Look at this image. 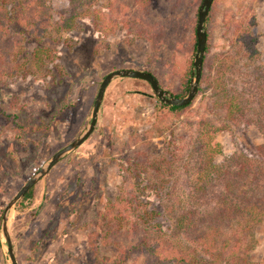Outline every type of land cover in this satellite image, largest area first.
<instances>
[{"label":"rangeland","instance_id":"374dc122","mask_svg":"<svg viewBox=\"0 0 264 264\" xmlns=\"http://www.w3.org/2000/svg\"><path fill=\"white\" fill-rule=\"evenodd\" d=\"M51 1L55 11L67 7V0ZM96 1L104 7L109 0ZM201 1L183 0L178 10L165 15L152 11L159 19L175 22L173 29L167 28L169 37L159 45L126 29L103 36L88 19L80 21L74 31L50 35L41 42L57 55L56 62L49 66V77H19L1 89L2 107L17 115L21 122L17 125L0 119V218L4 206L25 181L85 128L100 82L109 71L151 70L160 85L172 94L179 86L178 71L190 50L189 35L195 29ZM10 28L15 29V25ZM205 30L211 43L205 55L214 57L213 68L223 56L229 58L230 69L223 75L226 87L243 91L242 98L250 102L253 110L250 115L230 121L229 127L215 134L221 153L214 160L219 163L240 152L253 156L257 146L264 144V133L246 118L264 124V102L257 103L258 95L249 93L247 83L254 66L264 65V0H219ZM239 32L246 35L239 37ZM33 44L32 41L24 45L23 52ZM203 87V93L196 94L184 113L170 121L158 109V98L148 82L130 77L113 79L106 87L91 135L34 185L33 198L27 206L16 204L11 209L8 226L18 264H109L116 257V249L99 240L97 222L106 201L119 190L122 183L119 163L130 145L133 148L144 143L149 151L159 154L177 143L185 146L186 151L176 150L174 166L179 164L183 168L178 167L182 171H177V176L167 184L166 189L172 193L165 203L170 206L186 203L192 181L183 164L190 159L187 152L198 131L197 126L190 128L189 121L196 120L213 98L211 87L206 84ZM216 112L224 117L223 110ZM25 123L50 125L28 134L21 130ZM169 139L174 142L169 144ZM149 198L156 204H164L155 196ZM198 201L200 207L205 205L204 200ZM58 202L66 204L63 212L57 211ZM160 221L163 230L169 232L171 217L163 212ZM253 239L249 257L264 264V216L253 227ZM182 242L190 251L191 242L185 239ZM0 264H10L1 234ZM129 264L142 261L138 258Z\"/></svg>","mask_w":264,"mask_h":264},{"label":"trees","instance_id":"16d2710c","mask_svg":"<svg viewBox=\"0 0 264 264\" xmlns=\"http://www.w3.org/2000/svg\"><path fill=\"white\" fill-rule=\"evenodd\" d=\"M182 1L109 0L101 7L96 0H67L66 8L55 11L51 0H0V119L17 125L21 122H18L17 115L2 107L3 86L19 77H49V66L56 62L57 55L54 49L41 42L50 35L74 31L80 21L88 19L103 36L126 29L130 34L159 45L169 37L167 28L173 29L175 22L159 19L152 15V11L165 15L178 10ZM218 1L214 0L209 9L205 28ZM11 24L15 29L10 28ZM238 28L236 25L235 30ZM243 33L246 35V32H239L238 36L242 37ZM206 34L207 53L211 43L207 30ZM32 41L35 44L23 52L24 45ZM196 44L193 29L189 35L190 50L178 71L180 81L172 92L173 96L183 97L188 92ZM205 52L197 93H203V84H206L211 87L213 98L202 114L188 124L190 128L192 125L198 128L187 152L190 159L183 164L192 181L188 201L172 206L165 203L171 191L166 189L167 184L177 176V171H182L178 167L183 168L174 164L176 150L186 151L184 145L177 143L161 154L152 153L144 143L133 148L130 145L129 152L119 163L122 171L119 190L106 201L98 215L99 240L109 243L117 251L109 264H129L138 258L142 264H262L253 262L249 255L254 243L253 227L264 216V144L257 146L253 156L240 152L225 157L222 162H215V155L221 153L215 134L229 127L230 121L250 115L253 110L250 102L242 98L243 91L226 87L223 75L230 69L229 58L223 56L213 68L214 57L208 58ZM211 71H214L213 76ZM148 72L154 75L151 70ZM248 82L249 93L258 95L256 101L263 105L264 65L254 66ZM158 103V109L170 121L179 118L191 105H166L159 99ZM219 110L224 111L223 118L218 116L216 111ZM246 119L248 123H256L264 133V124ZM23 125L22 132L29 134L46 129L50 124ZM187 136H190L189 132ZM170 142L174 141L169 139ZM33 193L34 186L17 206H27ZM150 196L158 198L163 206L154 203ZM198 200H204L205 205L200 207ZM59 203L57 211L63 212L66 204ZM163 212L171 217L169 232L163 230L160 221ZM183 239L191 242L190 251L188 245L184 246Z\"/></svg>","mask_w":264,"mask_h":264},{"label":"water","instance_id":"95a60500","mask_svg":"<svg viewBox=\"0 0 264 264\" xmlns=\"http://www.w3.org/2000/svg\"><path fill=\"white\" fill-rule=\"evenodd\" d=\"M214 0H202L198 12L195 26L196 34V51L193 59L192 76L189 82V89L185 96L176 97L173 96L169 91L165 90L160 86L158 79L148 71L132 68H117L109 71L104 75L100 82L97 94L93 101L91 114L88 118L85 128L80 134L71 142L64 145L62 148L54 152L19 188L14 196L4 206L1 218H0V234L5 240V246L7 248V254L10 260V264H18L13 244L11 241L8 217L11 209L22 199L24 194L33 187L41 178H43L49 170L62 158L76 150L93 132L99 107L102 103L104 93L108 84L115 78L118 77H130L145 80L151 86L154 95L166 105L185 106L190 104L195 98L199 82L201 78L203 57L205 52V46L207 43V34L205 30V18L209 12V9Z\"/></svg>","mask_w":264,"mask_h":264}]
</instances>
